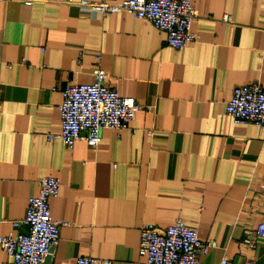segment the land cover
Instances as JSON below:
<instances>
[{
	"label": "crops",
	"instance_id": "crops-1",
	"mask_svg": "<svg viewBox=\"0 0 264 264\" xmlns=\"http://www.w3.org/2000/svg\"><path fill=\"white\" fill-rule=\"evenodd\" d=\"M191 5L194 41L174 50L127 13L0 3V237L15 234L9 222L23 217L38 179L52 176L59 186L48 208L59 226L46 264L81 255L138 264L139 227L176 219L215 241L199 264H264V237L253 236L252 248L242 242L264 224V139L224 113L234 86H264V0ZM94 56L106 86L150 111L138 110L128 128L101 129L95 148L46 141L59 129L60 92L93 81Z\"/></svg>",
	"mask_w": 264,
	"mask_h": 264
},
{
	"label": "built area",
	"instance_id": "built-area-1",
	"mask_svg": "<svg viewBox=\"0 0 264 264\" xmlns=\"http://www.w3.org/2000/svg\"><path fill=\"white\" fill-rule=\"evenodd\" d=\"M8 0H0L3 3ZM75 5L81 15L87 17L127 13L133 18L149 23L165 35L164 45L174 50L194 41L191 23L195 17L191 0H122L118 3L89 0H62ZM29 5V1H23ZM94 56L91 83H74L61 92L58 105L59 129L46 133V141L59 140L70 149L77 141L95 148L103 128H128L134 114L150 106L140 105L134 99L120 96L104 84L106 71ZM224 113L232 124H251L257 127L264 139V86L251 82L234 86L224 105ZM59 182L55 177L44 176L37 181L36 194L28 197L21 219L10 221L16 230L11 237H0V250L6 257L1 264H46L50 249L58 240L59 223L49 214L48 199L55 197ZM22 227L24 231H18ZM253 236L264 237V224L258 225L242 242L254 246ZM216 247L213 240H200L194 229L179 219L162 230L151 223H143L138 230L136 253L138 264H199L198 254H205ZM74 264H111L108 259L86 255L76 257ZM217 264H233L221 257ZM241 264H252L246 260Z\"/></svg>",
	"mask_w": 264,
	"mask_h": 264
}]
</instances>
